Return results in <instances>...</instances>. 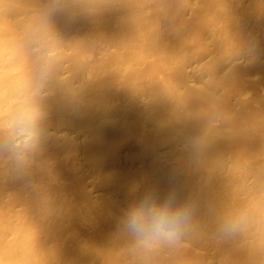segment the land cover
<instances>
[{
    "label": "bare ground",
    "instance_id": "obj_1",
    "mask_svg": "<svg viewBox=\"0 0 264 264\" xmlns=\"http://www.w3.org/2000/svg\"><path fill=\"white\" fill-rule=\"evenodd\" d=\"M0 264H264V0H0Z\"/></svg>",
    "mask_w": 264,
    "mask_h": 264
},
{
    "label": "clouds",
    "instance_id": "obj_2",
    "mask_svg": "<svg viewBox=\"0 0 264 264\" xmlns=\"http://www.w3.org/2000/svg\"><path fill=\"white\" fill-rule=\"evenodd\" d=\"M34 118V113L22 111L18 117L16 131L21 135H29L32 131V121ZM131 226L134 231L145 237L174 236L178 222L176 219L169 218L163 213H153L147 217L141 213H136L132 217Z\"/></svg>",
    "mask_w": 264,
    "mask_h": 264
}]
</instances>
